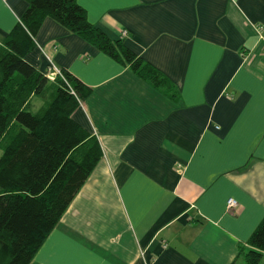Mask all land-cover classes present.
Masks as SVG:
<instances>
[{
    "label": "crops",
    "instance_id": "1",
    "mask_svg": "<svg viewBox=\"0 0 264 264\" xmlns=\"http://www.w3.org/2000/svg\"><path fill=\"white\" fill-rule=\"evenodd\" d=\"M76 1L178 98L44 20L25 61L90 90L71 117L102 157L30 264H244L264 218V0ZM26 8L0 0V46Z\"/></svg>",
    "mask_w": 264,
    "mask_h": 264
},
{
    "label": "trees",
    "instance_id": "2",
    "mask_svg": "<svg viewBox=\"0 0 264 264\" xmlns=\"http://www.w3.org/2000/svg\"><path fill=\"white\" fill-rule=\"evenodd\" d=\"M24 1L0 46V264H30L102 157L95 136L71 117L90 90L62 70V79L51 82L25 61L46 18L178 98L168 79L90 24L76 0ZM247 245L244 264H260L264 218Z\"/></svg>",
    "mask_w": 264,
    "mask_h": 264
},
{
    "label": "built area",
    "instance_id": "3",
    "mask_svg": "<svg viewBox=\"0 0 264 264\" xmlns=\"http://www.w3.org/2000/svg\"><path fill=\"white\" fill-rule=\"evenodd\" d=\"M254 31L258 37V40L264 44V27L261 25L254 26ZM127 33L122 32L121 37H126ZM44 76L47 78V80L51 82H55L57 78L62 79V74L59 69L52 68L48 71V73L45 72ZM237 203L233 199H228L226 202V210H232L236 207Z\"/></svg>",
    "mask_w": 264,
    "mask_h": 264
},
{
    "label": "rangeland",
    "instance_id": "4",
    "mask_svg": "<svg viewBox=\"0 0 264 264\" xmlns=\"http://www.w3.org/2000/svg\"><path fill=\"white\" fill-rule=\"evenodd\" d=\"M46 73H48V71H46ZM43 76L45 73H41ZM45 77V76H44ZM46 78V77H45ZM47 79V78H46ZM39 101V100H36V102ZM260 264H264V258L261 260Z\"/></svg>",
    "mask_w": 264,
    "mask_h": 264
}]
</instances>
